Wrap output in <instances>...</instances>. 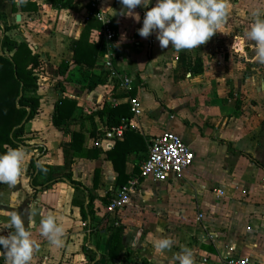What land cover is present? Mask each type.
<instances>
[{
    "label": "crops",
    "instance_id": "0c3cea01",
    "mask_svg": "<svg viewBox=\"0 0 264 264\" xmlns=\"http://www.w3.org/2000/svg\"><path fill=\"white\" fill-rule=\"evenodd\" d=\"M3 1L8 2L7 10L14 5L16 12L0 21V38L6 25L11 28L6 36L17 43H27L39 55L43 73L38 86L54 95L42 98L45 104L40 103V113L25 126L36 137L22 146L26 157L18 183H0V235L14 231L9 227L12 212L22 215L26 227L33 221L32 232L40 250L32 264H89L83 248L91 249L97 261L104 262L117 224L124 228L123 250L112 261L114 264H127L121 262L126 251L131 254V264L141 260L179 264L175 257L184 248L193 251L195 264H226L229 255L264 264V64L255 59V42L244 37L253 22L252 12L264 10V0H231L233 10L223 32H217L200 47L179 52L171 44L161 48L155 32L146 39L138 34L146 11L157 0H151L148 8L134 9L139 22L122 14L120 0H97L113 22V65L132 81L128 92L107 78L103 55L93 67L73 62L74 42L85 37L88 44L99 43V24L86 21L92 11L90 3L96 0H71L67 7L60 6L57 0H26L23 4L19 0ZM99 52L103 53L102 48ZM62 63L69 65L64 75L58 72ZM62 96L77 105L67 134L51 124L54 104ZM129 98L137 101L139 116L130 112ZM111 100L116 102L112 104ZM103 106H127L126 135L124 132L121 138L105 137V131L113 127H109L106 114L97 115ZM92 113H96L93 124L98 138L91 136V122L85 119ZM71 132L83 135V150L102 151L98 159L74 158L71 166L72 178L95 197L90 209L94 220L101 222L99 235L92 237L98 250L89 246L90 221L81 219L79 205L72 202L80 193L68 181L46 188L31 184L36 175L32 162L35 166L49 165L56 172L63 170V149L68 147ZM164 132L178 135L194 154L183 178L176 181L170 176L163 182L142 179L129 205L108 213L102 199L113 197L119 189L117 174L106 153L116 142H125L131 133V139H141L138 144L145 149L140 151H136V143L127 139V183L138 174L151 141ZM95 142L99 143L97 147ZM41 149L46 151L44 155ZM218 190L224 195L217 196ZM49 212L55 213L65 228L60 248L51 246L39 233L42 215ZM166 237L174 241L171 249L157 252L155 240ZM0 253V264H5L3 246Z\"/></svg>",
    "mask_w": 264,
    "mask_h": 264
},
{
    "label": "trees",
    "instance_id": "16d2710c",
    "mask_svg": "<svg viewBox=\"0 0 264 264\" xmlns=\"http://www.w3.org/2000/svg\"><path fill=\"white\" fill-rule=\"evenodd\" d=\"M49 1V0H47ZM54 3V0H52ZM62 0H57L62 7H67L71 0H66L61 4ZM7 3L0 0V21H5L9 15L16 12L15 6H10L7 10ZM98 27V26H97ZM11 28L3 26L2 38H0V154H4L7 149L17 148L27 145V141L32 139V134L27 132L25 129L26 124L34 120L40 113V98L35 95L38 89L39 75L43 73V62L40 60L39 55L34 54L29 48L27 43L20 42L10 39L6 36ZM101 45L88 44L85 37H81L78 41L72 45L73 51V62L74 64H83L87 67L95 66L97 59L103 55L99 52ZM198 62V59H196ZM196 62V63H197ZM68 64L62 63L58 72L64 75L68 69ZM77 108L76 102L68 97H60L56 100L51 115V124L55 129L62 130L64 133H68V124L73 119V114ZM106 114L108 116L109 127H117L120 124V120L124 117L129 116L127 106H121L119 108H110L103 106L102 110L97 115ZM96 113L86 116L85 119L91 122L90 134L96 136L95 127L93 124V116ZM24 124L20 127V125ZM127 131V130H126ZM132 132V131H129ZM128 133V132H127ZM125 132V135L127 134ZM69 135L68 147L63 149L64 154V166L61 172L55 171L49 165L40 164L47 171H42L37 165L32 162L33 174L36 171L35 177L32 179V186H41L46 188L57 182L66 180L70 186L79 192V196L73 198L72 202L79 205L80 216L83 221L89 219L90 224L88 226L89 233L91 236L89 246H94L97 250L99 249L98 243H92V237L97 236L100 233L99 224L100 221L94 220L93 210L90 209V205L95 200V197L86 189L82 183L75 181L72 178L71 166L74 158H86V159H98L99 154L102 151L98 148H92L91 150H83V135L80 132H71ZM131 142L136 143L138 148L136 151L144 150L145 147L140 146L138 141L141 140L139 137L131 139L134 134L131 133L124 140L125 142H116L112 150L106 153V158L112 163L113 169L117 174L116 187L122 188L126 183L127 178L124 174V164L126 155L130 152L129 146H126L127 139ZM141 142V141H140ZM143 144V143H142ZM43 155L46 153L44 149L40 151ZM96 171L94 172V177ZM96 181V179H94ZM96 182H94V187ZM112 196V195H111ZM111 196H108L102 201L108 205ZM85 198H87L88 210L84 208ZM124 228L117 224L114 227L111 235L110 247L106 251V255L103 256L104 262L95 261L96 253L88 248H83L85 257L89 264H114L113 260L117 259V256L122 252V238ZM121 262L127 264L133 263L130 252L126 251L122 257ZM137 264H151L146 260H141Z\"/></svg>",
    "mask_w": 264,
    "mask_h": 264
},
{
    "label": "clouds",
    "instance_id": "9594fccd",
    "mask_svg": "<svg viewBox=\"0 0 264 264\" xmlns=\"http://www.w3.org/2000/svg\"><path fill=\"white\" fill-rule=\"evenodd\" d=\"M21 4L26 0H19ZM124 6L122 14L140 20L137 7L148 8L151 0H120ZM233 10L231 0H157L155 6L146 11L143 25L138 29L142 38H148L154 32L161 48L171 44L177 52L191 50L206 44L217 32H223ZM253 22L245 31L244 37L255 42V59L264 64V10L257 8L252 12ZM26 151L23 147L8 148L0 154V183L15 186L24 171ZM38 168L47 171L39 163ZM33 216L36 214L33 211ZM9 227L13 232L0 235L5 264H32L35 254L40 250L39 241L33 236V221L27 227L21 214L12 212ZM39 233L51 246H63L65 228L55 213L42 215ZM174 241L170 237L157 239L154 248L157 252L170 250ZM179 264H195L194 253L184 248L175 257Z\"/></svg>",
    "mask_w": 264,
    "mask_h": 264
},
{
    "label": "built area",
    "instance_id": "2783aa9c",
    "mask_svg": "<svg viewBox=\"0 0 264 264\" xmlns=\"http://www.w3.org/2000/svg\"><path fill=\"white\" fill-rule=\"evenodd\" d=\"M92 11L86 17V21L94 20L99 24L96 31V37L101 44L103 51V67L107 71V78L115 82V84L123 91L128 92L133 83L126 75L120 74L113 65L114 49L116 34L113 30V22L111 18L103 12L98 1L90 3ZM116 101L111 100L114 104ZM130 112L134 116L140 115L138 103L135 99L129 98ZM129 127V121L126 118L120 120L117 127L109 128L105 131L107 139L121 138ZM95 147L99 145L95 142ZM194 160V154L191 149L182 141V139L171 132H164L151 141L148 146L146 158L142 162L137 175L132 177L117 193L110 199L106 210L108 213H115L123 209L130 202V196L138 188L142 179L152 178L155 181L163 182L168 177L179 181L183 178V174L189 168ZM217 196H223L221 190L216 192ZM232 251V248H231ZM2 254L0 253V262ZM226 264H257L247 257L229 255Z\"/></svg>",
    "mask_w": 264,
    "mask_h": 264
},
{
    "label": "rangeland",
    "instance_id": "374dc122",
    "mask_svg": "<svg viewBox=\"0 0 264 264\" xmlns=\"http://www.w3.org/2000/svg\"><path fill=\"white\" fill-rule=\"evenodd\" d=\"M52 84L54 86L55 82L52 83ZM50 94L54 95L53 92H51V91L48 92V90H45V88L43 86H41V85L39 86V88L35 92V95H37L41 99L40 103L43 104V105L45 104V100L42 101V98L44 97L46 99L47 96H51ZM48 100L52 101L51 98H48ZM32 137H36V133H33Z\"/></svg>",
    "mask_w": 264,
    "mask_h": 264
},
{
    "label": "water",
    "instance_id": "95a60500",
    "mask_svg": "<svg viewBox=\"0 0 264 264\" xmlns=\"http://www.w3.org/2000/svg\"><path fill=\"white\" fill-rule=\"evenodd\" d=\"M0 55H2V53L0 52ZM24 122H25V120L23 121V123L20 125V127L24 124ZM86 201H87V199H86ZM89 222V221H88ZM93 250H95L94 248H92ZM97 259L98 258H96V260L95 261H97ZM92 264H94V263H92Z\"/></svg>",
    "mask_w": 264,
    "mask_h": 264
}]
</instances>
